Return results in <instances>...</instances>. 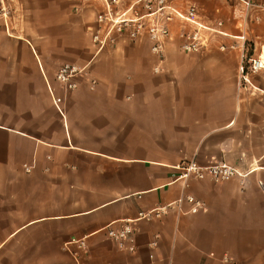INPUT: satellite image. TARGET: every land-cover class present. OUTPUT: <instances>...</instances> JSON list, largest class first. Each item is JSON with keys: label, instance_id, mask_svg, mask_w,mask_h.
I'll list each match as a JSON object with an SVG mask.
<instances>
[{"label": "crops", "instance_id": "obj_1", "mask_svg": "<svg viewBox=\"0 0 264 264\" xmlns=\"http://www.w3.org/2000/svg\"><path fill=\"white\" fill-rule=\"evenodd\" d=\"M222 1L224 35L183 54L173 25L155 73L145 39L94 55V11L9 0L41 20L0 27V264H73L70 238L86 239L87 264H264V69L243 82L238 38L264 56V0ZM65 62L87 65L96 84L65 91L55 80ZM186 159L246 175L175 180ZM184 195L202 207L137 221L134 252L107 238V226Z\"/></svg>", "mask_w": 264, "mask_h": 264}, {"label": "built area", "instance_id": "obj_2", "mask_svg": "<svg viewBox=\"0 0 264 264\" xmlns=\"http://www.w3.org/2000/svg\"><path fill=\"white\" fill-rule=\"evenodd\" d=\"M240 1L245 10L260 7L256 0ZM8 2L9 0H0V27L10 29L12 7ZM72 3V10L76 14L85 9L94 11L96 27L91 32L90 41L95 56L116 48L121 41L135 43L145 39L149 42L150 52L157 60L153 67L155 73L160 71L159 66L164 61L166 45L173 38V25L178 27V48L183 54L199 53L207 49L217 35H224L222 20H208L200 8L192 3L184 6L177 5L174 0H72ZM254 20L258 21L259 17L254 16ZM238 38L242 41L241 79L249 83L246 75L264 69V56L250 55L244 36L240 35ZM218 48L234 49L236 45L226 46L219 43ZM83 78L88 79L90 87L96 84V80L89 75L87 65L79 66L65 62L55 71V80L65 91L75 90L79 80ZM24 169L28 171L29 166L24 165ZM175 169L179 172L175 180L182 181L209 177L214 182H223L246 175L225 161L199 165L195 160L186 159L180 161ZM183 203L189 205V213H195L202 207V203L193 196L184 195L168 204L140 211L134 219H129L118 227L107 226L104 229L105 234L118 249L132 253L135 251L134 224L137 221L158 220L171 209L180 211ZM150 244L152 247L156 246L155 241ZM64 249L73 264H87L85 238H70L64 243ZM223 260L227 261L228 258L224 257Z\"/></svg>", "mask_w": 264, "mask_h": 264}, {"label": "rangeland", "instance_id": "obj_3", "mask_svg": "<svg viewBox=\"0 0 264 264\" xmlns=\"http://www.w3.org/2000/svg\"><path fill=\"white\" fill-rule=\"evenodd\" d=\"M174 1L177 3V5H182V6L188 3H194L200 8L201 13L204 15V17L213 20H215V18L217 17V13H216L217 7H221L223 4L222 0H174ZM23 7L18 9H16V7L12 8V12H11L12 26L14 27L18 26L21 27L22 29L26 25H31L32 23L37 22V20L38 21L41 20V17L39 16L36 15H33V17L30 16V14L27 13ZM229 19L231 22V18ZM21 33L22 32H20L19 34Z\"/></svg>", "mask_w": 264, "mask_h": 264}]
</instances>
